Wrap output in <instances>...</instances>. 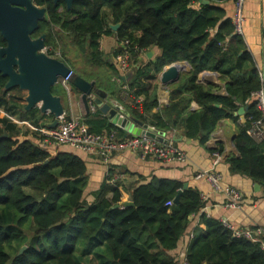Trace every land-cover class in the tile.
I'll return each mask as SVG.
<instances>
[{"label": "trees", "instance_id": "obj_1", "mask_svg": "<svg viewBox=\"0 0 264 264\" xmlns=\"http://www.w3.org/2000/svg\"><path fill=\"white\" fill-rule=\"evenodd\" d=\"M210 3L75 0L67 10L63 2L49 0L46 16L39 21L34 36L45 35V54L54 58L56 40L61 33L66 34L79 51L86 53L88 64L105 67L106 73L103 77L87 75L67 66L74 76L93 81L101 90L103 83L119 76L115 64L102 58L101 39L115 37L119 47L114 57L128 42L132 77L119 85L118 96L125 107H131L132 118L157 131L183 129L188 139L205 145L221 120H235L233 114L240 106L245 108L244 124L233 139L238 157H228L226 163L231 173L259 184L264 199V140L257 142L247 134L261 119L252 98L261 89V81L253 68L248 69L252 60L242 37L233 33L231 18L223 8ZM109 24L119 27L114 32ZM3 46L5 41L0 36ZM151 48L158 49L159 57L141 63V52ZM177 62H186L189 73L172 86L170 103L159 107L154 83L166 66ZM205 71L217 72L228 81L226 96L215 95L211 86L197 83V76ZM6 83L7 78L0 75V264H181L179 256L167 253L183 241L189 217L205 207L200 193L192 188L182 190L183 183L174 180L138 182L127 190L133 206L114 209L121 203V194L117 178L108 169L100 187L87 197L86 166L79 155H50L28 140H19L27 132L23 133L16 121L40 129L38 124L44 116L37 108L22 111V91L5 90ZM123 84L131 98H142L140 109L122 100ZM71 91L77 92L73 87ZM51 92L56 94L55 87ZM192 101L198 110L190 109ZM96 110L85 117L92 133L116 130L119 138L125 136ZM212 153L220 154L221 145ZM108 184L113 187L110 197H106ZM27 189L41 196L26 193ZM180 191L179 203L174 204ZM199 221L204 230L190 240L186 264H264L258 241L234 238L218 220L205 215ZM26 224L33 228L34 236L22 254L10 257L5 246L22 238Z\"/></svg>", "mask_w": 264, "mask_h": 264}, {"label": "crops", "instance_id": "obj_2", "mask_svg": "<svg viewBox=\"0 0 264 264\" xmlns=\"http://www.w3.org/2000/svg\"><path fill=\"white\" fill-rule=\"evenodd\" d=\"M210 4L223 8L227 13V17H232L234 11V2L232 0L220 3L211 1ZM241 37L245 51L252 60V64H249L248 69L253 68L256 71L264 90V0H244ZM118 47L119 44L116 42L113 35L103 37L100 41V51L103 60L107 61L110 65L114 64L113 53ZM149 53H151L150 59L147 57ZM159 54L157 48L148 49L140 54L139 61L146 64L159 57ZM167 67L168 66L165 68ZM189 70L190 69L187 67L181 78L188 74ZM158 76L157 81L154 83V92L159 107H166L170 103L171 88L177 83L168 86V88L164 87L160 84ZM246 76H248V73ZM82 78L88 81L87 78L83 76ZM118 78L113 77L108 82L103 83L102 91L106 92L108 98L113 99L115 103L117 102L122 109L126 110L127 107L129 113V109L132 110L131 107H125V105L120 102L118 96L120 89L119 85L123 81L119 76ZM197 83L203 86H211L215 95H227L226 86L228 81L221 79L220 74L217 72L205 71L200 73L197 76ZM56 88H60L61 94L56 93L54 95L61 99L64 111L71 113L73 117L83 118L85 120L88 114H86L84 105L81 102L80 93L78 91H71L70 96L67 97L60 87L59 82ZM239 108L243 107L240 106ZM190 109L198 110L197 105L193 101L190 103ZM156 112L157 109H153V113ZM90 114L92 115L94 113ZM42 115L44 118H42L38 124L42 126L40 129H36L28 123L16 121L18 127L21 128L22 131L28 133L26 135H21L19 137L20 141L28 140L32 142L35 135L39 134L41 136V129L48 128L50 118L47 119L44 114ZM129 115L132 117L130 113ZM233 116L235 120L223 119L217 124L205 145H200L197 141L188 139L183 129L165 133L164 139L174 144L185 154L186 159L182 163L160 162L152 157L141 160L131 152H122L114 154L109 160L108 165L104 166L95 156H89L55 144L50 146L51 152L47 150V153L55 155L60 152H69L79 155L86 166V175L88 178L87 191L92 192L97 190L104 181L108 169L111 170V173L115 175L113 177L117 178L118 181L121 202L130 201L127 190L134 187L138 182H150L160 179L174 180L187 184V188L195 189L200 194H203L205 207L198 215H191L189 217V226L183 241L179 244L177 249L167 253L171 257L179 256L181 261L186 256L190 244V236L193 235L196 237L204 230V226L199 221L201 215L218 221L225 219L239 229H254L259 227L264 231V199L262 197V187L258 184L260 187L256 190L254 185L257 183L245 176L231 173L226 163L228 157H238L233 145V139L237 134L238 127L243 125L245 121L244 114L241 116L233 114ZM14 119L16 120L17 118L14 117ZM174 138L179 140L173 141ZM184 138L186 140H184ZM218 144L221 145V153H218L220 159L215 162L213 157L215 153H212V151L216 149ZM210 170H213L221 176L223 186L232 187L240 192L242 198L238 208H226L225 205L228 198L222 193L212 191L204 180L196 178L198 173ZM112 188L113 187L108 184L106 197L111 196ZM88 200L91 201V198H88Z\"/></svg>", "mask_w": 264, "mask_h": 264}, {"label": "water", "instance_id": "obj_3", "mask_svg": "<svg viewBox=\"0 0 264 264\" xmlns=\"http://www.w3.org/2000/svg\"><path fill=\"white\" fill-rule=\"evenodd\" d=\"M54 3L63 2L69 10L75 0H53ZM215 0H197L199 4L206 5ZM45 10L37 8L31 4V0H0V36L5 41V46L0 47V75L7 78L5 90L18 88L25 92V106L22 111H29L40 104L41 114L49 112L53 118L63 114L64 107L61 99L52 94L51 89L56 88L60 78H65L70 68L63 62L49 57L45 54V35H40L32 39L31 35L37 30L39 21L45 18ZM119 25H109L112 31H116ZM151 58V53L147 55ZM190 66L186 63H173L163 69L158 76L160 84L164 87L178 83L186 68ZM132 74L121 78L123 82L129 80ZM70 85L80 93V99L84 105L86 114H89V105L93 104L100 114L112 125L121 129L125 135L146 133L158 141L166 143L165 133L159 131L155 133L146 131L147 125L130 117L129 113L122 109L117 102L108 98L106 92L96 88L95 83L88 82L80 76H73ZM245 113V108H239L234 115L241 116ZM57 122L54 119L48 125L49 129L55 128ZM6 137V134L3 135ZM183 139V138H182ZM179 139L174 138L173 141ZM181 140V139H180ZM184 140H186L184 138ZM48 161L44 164L46 165ZM255 184L254 188L259 189ZM187 188L183 184L182 190ZM181 191L174 199V204L179 203ZM133 206L132 201H125L113 206L114 209ZM26 247L19 250L22 254Z\"/></svg>", "mask_w": 264, "mask_h": 264}, {"label": "built area", "instance_id": "obj_4", "mask_svg": "<svg viewBox=\"0 0 264 264\" xmlns=\"http://www.w3.org/2000/svg\"><path fill=\"white\" fill-rule=\"evenodd\" d=\"M243 3L244 0H237L234 2V11L231 17L233 25V33L238 36H242L243 28ZM228 40L224 43L223 47L227 48ZM128 42H124L122 48L124 51L114 57V64L118 71L120 78H125L131 73V60L127 51ZM143 52H141L142 54ZM74 76L73 71L70 69L69 74L65 78L59 79V85L69 97L71 94L70 80ZM261 77V76H259ZM119 79V78H118ZM260 79V78H259ZM262 85V83H261ZM127 86H122V100H125L134 108H141L142 98H131L128 94ZM253 100L256 102V108L261 113V119L254 122L247 130L249 137L255 141L260 142L264 140V90L261 89L252 94ZM126 102V103H127ZM40 104L36 108L39 109ZM96 107L93 104L89 105V112L95 113ZM47 119L50 118V124L55 119L57 124L55 128H43L41 129V137L45 140H50L53 144L67 147L73 151L80 152L89 156H95L98 158L104 166L108 165L109 160L114 154L122 152H131L135 154L141 160H145L147 157H152L160 162H184L186 159L185 154L178 149L171 142H160L156 138L148 136L146 133H140L136 135L127 134L122 138L117 136L116 130L102 131L100 133H92L89 130L88 125L83 118L73 117L71 113L63 112L57 118H53L49 112L44 114ZM146 131L155 133L158 132L153 127L148 126ZM214 161L217 162L220 159L219 154H213ZM107 175V173H106ZM197 179L204 180L212 191L222 193L227 198L226 208L234 209L238 208L241 202V194L238 190L223 186L221 176L213 170L200 172L196 176ZM204 200L203 194H200ZM166 205L170 206V202ZM221 225L229 230L234 238H242L245 240H256L259 242V248L264 253V231L257 227L254 229H239L233 226L229 221L225 219L219 220ZM194 239L191 235L189 240ZM181 264L185 263V258L181 260Z\"/></svg>", "mask_w": 264, "mask_h": 264}, {"label": "rangeland", "instance_id": "obj_5", "mask_svg": "<svg viewBox=\"0 0 264 264\" xmlns=\"http://www.w3.org/2000/svg\"><path fill=\"white\" fill-rule=\"evenodd\" d=\"M55 32L57 33L58 30L55 29ZM56 43H57V46H56L54 59L60 60L66 65L68 64L69 66L73 68V69L71 68L72 70L74 71L79 70V71L86 73L87 75L94 74L99 77H103V75L106 73L105 67L97 68V67H93L90 64H88L86 61V53H82L81 51H79L78 48L71 42V39L68 36H66V34L61 33V35L57 38ZM55 90H56V93L61 94L60 88H55ZM22 94L25 97L26 95L25 92H22ZM23 133H25V131H23ZM32 140H33L32 141L33 144L37 145L38 147L42 148L45 151L47 150L50 151L51 149L50 146L54 145L52 141L41 138L39 134L35 135V137H33ZM87 183H88V178H87ZM87 183L85 186L84 193L85 195H87V197H89L91 191L86 190ZM25 191L26 193L32 194L36 196L37 198L41 196L37 192H34L30 189H27ZM22 232H23V236L20 240H17L13 242L12 244L5 246V251L10 257H14L16 254H18L19 250L22 247H27L30 239L34 236V230L29 224L24 225V227L22 228Z\"/></svg>", "mask_w": 264, "mask_h": 264}, {"label": "flooded vegetation", "instance_id": "obj_6", "mask_svg": "<svg viewBox=\"0 0 264 264\" xmlns=\"http://www.w3.org/2000/svg\"><path fill=\"white\" fill-rule=\"evenodd\" d=\"M48 1L49 0H31V4L33 5V6H35V7H37V8H42V9H44L45 10V13H46V9H47V3H48ZM53 1V0H52ZM59 2H61V1H59ZM53 3H54V1H53ZM58 3V2H57ZM56 4V3H55ZM45 16H46V14H45ZM37 31V30H36ZM35 31V32H36ZM34 32V33H35ZM34 33L31 35V38L32 39H36V38H38L40 35H37V36H34Z\"/></svg>", "mask_w": 264, "mask_h": 264}]
</instances>
